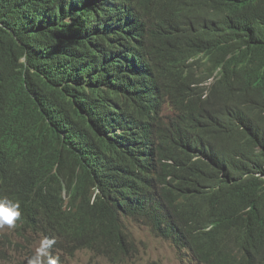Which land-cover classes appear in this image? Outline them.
I'll return each mask as SVG.
<instances>
[{
	"label": "trees",
	"instance_id": "obj_1",
	"mask_svg": "<svg viewBox=\"0 0 264 264\" xmlns=\"http://www.w3.org/2000/svg\"><path fill=\"white\" fill-rule=\"evenodd\" d=\"M165 37L180 40L188 61L207 59L216 85L264 87V0H0V199L21 211L0 233V264L5 248L22 246L15 236L32 234L54 239L62 264L79 250L130 262L132 221L176 244L195 208L183 202L192 186L202 212L225 209L235 232L227 246L190 237L194 259L263 264L264 143L190 158L179 119L161 115L169 99L184 105L166 80L192 82L162 71ZM240 133V145L264 134V118Z\"/></svg>",
	"mask_w": 264,
	"mask_h": 264
},
{
	"label": "clouds",
	"instance_id": "obj_2",
	"mask_svg": "<svg viewBox=\"0 0 264 264\" xmlns=\"http://www.w3.org/2000/svg\"><path fill=\"white\" fill-rule=\"evenodd\" d=\"M181 12V17L189 16V14ZM165 38V43L156 48L160 63H164L162 71L166 74L170 71H184V74L192 82L189 87L183 88V85L172 76L166 80L169 89L182 98L181 103L184 105L173 107L169 99L163 105L161 115L166 122L175 117L179 119L180 141L189 150L190 158L208 161L217 157L221 158L224 156L225 145L235 150L238 146L245 150L255 146V149L258 150L259 145L264 143V134L254 138L250 135L246 136L240 142L242 145L239 144V141L240 132L244 130L246 121H259L264 118V87L240 80H231L216 85L219 80V72L210 68L207 59L188 61L187 53H184L186 49L176 45V42L180 40ZM146 40L152 41L148 36ZM195 71L199 75L194 73ZM236 154L234 151L232 152V156ZM182 165L185 166V160ZM197 191H199L198 186H192L184 196L185 206L195 208L190 214L185 229L179 227L180 232L177 234L176 244L167 239L181 259H185L189 255L194 259L190 251V237L195 243L206 240L213 242L223 240L225 242L223 245L235 244L234 227L225 221V217L231 215L226 214L225 209L208 215L204 214L201 209L205 200L195 201L192 198V192ZM20 217L18 201L9 198L0 199L1 234L10 233L7 229L4 231L3 227L14 228ZM19 240L22 239L19 238ZM14 241L22 244L20 248H23L26 243L23 240L19 242L15 238ZM54 244V239L45 237L40 241L34 255L27 259V264H62L61 253L55 252V257L58 256V259L51 255ZM7 253L9 252L7 251ZM198 255L201 257L199 251ZM220 257H228V254L224 252ZM196 263L199 264L197 261ZM262 263L264 264V260Z\"/></svg>",
	"mask_w": 264,
	"mask_h": 264
},
{
	"label": "rangeland",
	"instance_id": "obj_3",
	"mask_svg": "<svg viewBox=\"0 0 264 264\" xmlns=\"http://www.w3.org/2000/svg\"><path fill=\"white\" fill-rule=\"evenodd\" d=\"M130 224L134 242L138 244V251L130 262L121 264H197L189 255L185 259H181L175 251V248L165 239L155 236L150 230L141 223L132 221ZM4 231L8 228L3 227ZM15 239L19 242L18 237ZM29 242L24 243L23 248L16 251L7 249L9 252L8 259L1 261V264H25L30 253H34L43 240L39 235H30ZM25 248V250H24ZM24 251V253H23ZM66 260L64 264H112L106 258L94 255L89 250H79L73 257Z\"/></svg>",
	"mask_w": 264,
	"mask_h": 264
},
{
	"label": "bare ground",
	"instance_id": "obj_4",
	"mask_svg": "<svg viewBox=\"0 0 264 264\" xmlns=\"http://www.w3.org/2000/svg\"><path fill=\"white\" fill-rule=\"evenodd\" d=\"M147 98V97H146ZM168 152V151H167ZM56 259H58V256L56 257Z\"/></svg>",
	"mask_w": 264,
	"mask_h": 264
}]
</instances>
